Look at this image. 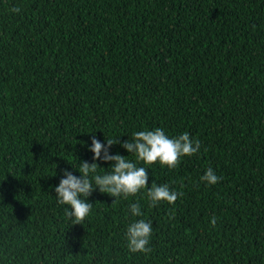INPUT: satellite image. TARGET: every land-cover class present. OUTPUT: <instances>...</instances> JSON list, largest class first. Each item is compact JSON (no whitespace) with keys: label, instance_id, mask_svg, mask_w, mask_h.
Wrapping results in <instances>:
<instances>
[{"label":"trees","instance_id":"obj_1","mask_svg":"<svg viewBox=\"0 0 264 264\" xmlns=\"http://www.w3.org/2000/svg\"><path fill=\"white\" fill-rule=\"evenodd\" d=\"M155 128L201 142L175 169L137 162L184 195L94 189L69 218L54 189L91 138L136 162L120 144ZM141 218L152 251L130 253ZM0 264H264V0H0Z\"/></svg>","mask_w":264,"mask_h":264},{"label":"clouds","instance_id":"obj_2","mask_svg":"<svg viewBox=\"0 0 264 264\" xmlns=\"http://www.w3.org/2000/svg\"><path fill=\"white\" fill-rule=\"evenodd\" d=\"M9 11L19 13L20 8L13 7ZM105 141V143H101L93 136L88 149L93 154V162L79 163V177L63 170L64 178L60 179L58 186L54 189L57 203L68 206L65 209V214L77 224L84 221L92 210V205L86 202V198L92 194L94 189L114 197V202H118L120 199L127 200L129 197L137 196L142 190H146L144 196L149 202L148 207H156L161 202H167L169 205L174 204L184 193L172 190L167 183L157 185L152 182L151 187H148L147 168L138 166L137 162L143 165L159 163L162 167L175 169L182 157H190L201 149L200 140L191 138L187 132L169 138L162 128L145 129L134 132L131 141L125 140L120 144V147L135 157L136 162H133L125 156L110 154V148L119 143L118 139ZM98 160L104 163L110 162L109 171L99 174L97 170L102 168L96 162ZM199 179L206 185H215L223 177L217 176L214 170L209 167ZM128 213L132 217L144 215L139 202L130 203ZM217 219L216 216L211 218L210 224L213 227L216 226ZM152 235L151 220L143 218L134 220L125 231L128 251L130 253H150L152 249L149 244Z\"/></svg>","mask_w":264,"mask_h":264}]
</instances>
